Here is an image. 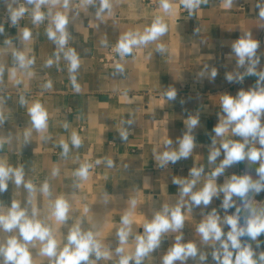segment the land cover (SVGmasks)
Listing matches in <instances>:
<instances>
[{"label":"crops","instance_id":"0c3cea01","mask_svg":"<svg viewBox=\"0 0 264 264\" xmlns=\"http://www.w3.org/2000/svg\"><path fill=\"white\" fill-rule=\"evenodd\" d=\"M110 2L111 10L106 9L100 16H97L99 0L91 4L86 0H70L68 9L60 5L52 9L65 12L69 18L70 38L66 48L75 49L80 58V67L75 73L77 91L70 80L68 62L63 53L56 59L57 45L47 36L50 18L34 24L33 6L26 0L15 3L0 0V27H3L0 32V68H3L0 73V162L13 168L23 167L25 182L31 181L36 188L30 194L23 185L18 187L10 180L7 189L0 192V211L6 213L14 201L30 217L35 210L36 219L52 229L59 248L67 243L72 227L80 224L83 231L96 234L102 249L110 253L102 259L90 256V264H118L120 256L116 248L124 247L125 253L134 252L135 237L144 235V224L163 208L172 209L179 204L185 217L183 228L164 234L160 246L142 264H163V257L175 245L177 236L182 237L181 243H194L198 255L176 264H206L214 248L212 242H203L197 232L198 225L213 210L222 222L226 215L236 212L241 201L234 196L235 207L225 211L223 193H220L209 205L194 206L190 197L181 198L180 185L173 181L190 180V170L203 167L204 172L193 189L199 191L224 159L221 150L214 164L208 161L212 140L216 139V147L222 140L213 131L224 115L220 99L223 95L236 96L241 90L248 91L258 79L245 75L242 82L227 80L228 74H243L247 68V64L238 65L232 44L250 32L260 44L257 71H264V19L259 16L264 0H232L231 6H226V0H201L200 6L191 13L181 0H170L173 5L170 14L163 12L160 0L155 6L142 0ZM20 4L28 11L15 26L6 24L3 19L10 17L9 5L15 8ZM42 11L47 12L48 8L42 7ZM157 16L167 25V32L159 40L134 48L131 55L110 67L99 62L98 58L109 47L116 46L125 32L142 33ZM24 29L32 33L28 41L22 38ZM158 44L164 45V51L157 50ZM16 52L34 58V64L21 70L15 60ZM49 59L53 60L50 67L46 66ZM117 65H122L123 71ZM213 68L217 75L210 79ZM13 69H16L15 78L11 75ZM49 81L51 88L45 87ZM170 90L176 91L174 100L166 96ZM37 101L48 113L44 131L33 127L28 112ZM190 116L199 120L191 133L195 144L191 155L161 167L157 157L164 151H178V141L188 131ZM73 132L82 140L79 148L71 143ZM26 133H29L27 138ZM225 138L241 139L230 133ZM61 141L69 145L67 156L63 155ZM166 141L172 142L170 147H165ZM252 146L260 147L258 143ZM97 160L101 162L97 164ZM108 160L113 162L112 167L108 166ZM84 163L92 165L86 180L75 175ZM258 167L259 162H239L226 168L215 182L219 187L232 175L244 174L257 179ZM44 182L50 186L48 195L39 190ZM59 197L70 205L65 222H58L52 216L53 204ZM260 198L264 204V191ZM132 200L136 201L134 208ZM129 212L133 232L128 243L120 245L116 232L122 226L121 217ZM228 227L222 224L224 232ZM13 235L19 238L18 230L11 233L0 230V243ZM241 239L251 243L257 255L264 252V234L256 241ZM41 246L39 241L29 245L33 264H49V258L40 255ZM215 247H219L218 242ZM201 253L206 257L203 262L199 259Z\"/></svg>","mask_w":264,"mask_h":264},{"label":"clouds","instance_id":"9594fccd","mask_svg":"<svg viewBox=\"0 0 264 264\" xmlns=\"http://www.w3.org/2000/svg\"><path fill=\"white\" fill-rule=\"evenodd\" d=\"M16 0H13L15 3ZM94 0H86V3H93ZM26 3L32 5V22L34 24L42 23L45 19L50 18L47 28V36L52 40L58 48L56 59H60V53L68 62V72L73 86L79 91L76 84L75 73L80 67V58L73 48H66L70 33L67 30L69 18L62 11L53 12L52 9L60 5L64 9L69 8L70 0H26ZM183 7L191 13L200 6L201 0H181ZM232 0H226V6H231ZM42 7H47L48 11H42ZM110 0H99V9L97 16L104 11L111 10ZM160 7L165 14L173 11V5L170 0H160ZM11 25L15 26L18 21L28 11L23 4L18 7L8 8ZM259 16L264 19V6L260 7ZM3 32V27H0ZM167 32V25L162 17L157 16L150 27L141 32L128 31L125 32L115 46V52L121 57L131 55L134 48L146 46L150 42L160 39ZM31 31L24 29L22 38L24 41L31 39ZM259 41L253 39L250 32H246L232 44V53L237 58L240 67L247 64V68L243 74L227 75L229 82H242L244 76H257L256 85L248 91H239L236 96L223 95L220 99L222 113L224 114L220 122L214 127L215 137L222 138L220 146L216 147V139L212 140V146L208 161L214 164L224 153V159L211 172L207 182L199 191H193L196 186L197 179L204 172L203 167H194L190 170L192 179L174 180L173 182L180 185L181 198L188 196L194 206H207L213 197H218L223 193L222 208L227 211L229 208L235 207L233 197H237L241 201V206L236 207V212L232 215H226L221 222V217L215 210L209 213L197 227L204 243L212 242L213 252L211 253L216 264H264V252L257 255L251 243L242 242L243 237H247L250 241H256L258 237L264 234V204L257 206L255 195L264 191V71H257L259 57L257 49ZM158 51H164V45H157ZM15 60L21 70H27L34 64V58H29L22 52L14 53ZM53 60L49 59L46 66H51ZM119 71H123L122 65H117ZM3 68H0V73ZM13 78L16 76V69L11 72ZM217 75L216 69H212L209 73L210 79H215ZM51 81L45 87L51 88ZM169 100H174L176 91L170 90L166 93ZM21 103L26 101L21 98ZM32 120V125L37 131L47 129L48 113L40 102H34L28 109ZM199 120L195 116H190L187 120L188 131L183 138L178 141V151H164L158 157L160 166L163 167L168 163L175 164L182 158H188L195 146L192 131L197 127ZM67 127V125H65ZM240 137L239 141L225 138L228 134ZM29 133L25 134V137ZM123 138H127V134H122ZM71 143L79 148L82 140L80 136L73 132L71 134ZM171 141L165 142V147L171 146ZM255 143L260 145L259 148L252 146ZM63 155L67 156L69 151L68 143L61 141ZM247 160L255 164L259 162L256 168L257 179H253L250 174L232 175L226 180L222 186H217L215 180L221 176L225 169L234 164ZM101 161L97 160L99 164ZM109 167L113 162L107 161ZM91 164L84 163L76 171L75 175L81 179H87ZM58 173V169L54 170V175ZM12 180L19 187L24 186L30 194L35 193L36 188L31 181L25 182L23 167L13 168L3 162H0V192L8 187V182ZM40 192L50 194V186L44 182L40 187ZM132 207L136 205V201H131ZM70 205L63 198L59 197L53 204L52 216L58 222H65L68 219ZM87 211V209H85ZM246 213L241 223V213ZM185 217L182 213V205L175 208H163L158 212L150 222L144 224V235L135 237V251L125 253L124 247L115 249L120 256L118 264H142L143 259L160 246L161 238L164 234L177 232L183 228ZM223 225L229 226L230 230L225 233ZM121 227L117 230L116 235L120 245L128 243L129 236L133 232V220L131 213H126L121 217ZM0 230L11 233L18 230L19 238L15 235L10 236L4 243H0V264H33L32 253L29 245L35 241H39L42 245L40 255L49 258V264H90V256L95 255L97 259L108 258L110 253L108 250L102 249L101 243L96 239V234L92 231H83L80 224H76L70 230L67 236V243L63 248H59V242L54 237L52 229L36 219V211L33 210L31 217L27 210L21 208L19 202H12L7 212L0 211ZM181 236L176 237L175 245L169 250L168 254L163 257V264H176L177 261L184 262L188 258H196L198 255L197 246L194 243H181ZM216 242L219 247H215ZM259 247V245H257ZM200 261L206 259L204 254H200Z\"/></svg>","mask_w":264,"mask_h":264},{"label":"built area","instance_id":"2783aa9c","mask_svg":"<svg viewBox=\"0 0 264 264\" xmlns=\"http://www.w3.org/2000/svg\"><path fill=\"white\" fill-rule=\"evenodd\" d=\"M144 3L155 6L157 4V0H142ZM21 5V4H20ZM4 22L8 25L11 26V22H10V17H5ZM121 59V57L115 52V46H111L109 47L99 58V62L104 66V67H110L112 65H115L118 63V61ZM263 191H261L258 195H255L254 199L257 202V206L262 205L263 204V199L260 198V195L262 194ZM246 215V213H241V223H243V218ZM230 230V228L228 227V229L226 230L225 233H227ZM213 257L208 261V263L206 264H213Z\"/></svg>","mask_w":264,"mask_h":264}]
</instances>
